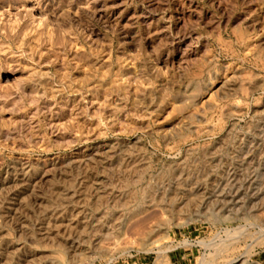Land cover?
I'll use <instances>...</instances> for the list:
<instances>
[{"label": "rangeland", "instance_id": "374dc122", "mask_svg": "<svg viewBox=\"0 0 264 264\" xmlns=\"http://www.w3.org/2000/svg\"><path fill=\"white\" fill-rule=\"evenodd\" d=\"M203 263L264 264V0H0V264Z\"/></svg>", "mask_w": 264, "mask_h": 264}, {"label": "bare ground", "instance_id": "6f19581e", "mask_svg": "<svg viewBox=\"0 0 264 264\" xmlns=\"http://www.w3.org/2000/svg\"><path fill=\"white\" fill-rule=\"evenodd\" d=\"M32 3V2H31ZM38 4V3H37ZM79 12H80V10H79ZM42 13V12H41ZM53 16V15H52ZM39 27V26H38ZM41 27V26H40ZM204 264V263H203Z\"/></svg>", "mask_w": 264, "mask_h": 264}]
</instances>
